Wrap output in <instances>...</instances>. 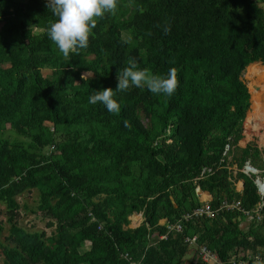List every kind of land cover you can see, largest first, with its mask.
<instances>
[{"label": "trees", "instance_id": "obj_1", "mask_svg": "<svg viewBox=\"0 0 264 264\" xmlns=\"http://www.w3.org/2000/svg\"><path fill=\"white\" fill-rule=\"evenodd\" d=\"M46 2L0 0V132L8 125L46 136L37 121L54 128L48 156L18 143L13 133L0 138V203L8 225L3 264H129L123 253L139 264H178L188 247L198 255L201 246L222 262L264 256V221L247 225L255 235L247 243L239 240L246 233L239 227L242 212H214L239 200L252 213L261 202L256 175L233 176L223 153L237 148L252 106L241 76L250 64L264 65V9L258 6L264 0H119L115 15L98 20L88 48L67 58L47 36L55 17ZM133 57L154 74L175 67V93L117 92L118 114L90 104L94 90L117 89V74ZM43 69L50 75L43 77ZM211 131L220 136L208 160L204 142ZM258 154L247 145L237 169L249 162L264 175L254 166ZM204 168L211 172L197 178ZM186 177L189 184L169 191ZM196 187L210 197L213 216L184 221L204 206L192 200ZM31 190L39 198L33 214L52 228L48 236L18 223L16 197ZM133 214L142 216L136 228L129 227ZM178 221L181 232L160 240ZM193 237L195 245L188 244Z\"/></svg>", "mask_w": 264, "mask_h": 264}, {"label": "rangeland", "instance_id": "obj_2", "mask_svg": "<svg viewBox=\"0 0 264 264\" xmlns=\"http://www.w3.org/2000/svg\"><path fill=\"white\" fill-rule=\"evenodd\" d=\"M17 1H23V0H17ZM257 1V0H255ZM259 7L264 9V4H258ZM2 25V24H1ZM0 25V26H1ZM118 68V65L115 64L113 66V72L114 73ZM43 77H46L47 75H50V70L43 69L41 71ZM111 73V75H113ZM249 74V76H248ZM88 76V75H87ZM242 81L245 83L246 87L248 88L249 93H252L251 96V101H252V106L250 103V108L249 111L246 115H248V121H244L243 123V141H239L240 145H245L246 139L249 141L250 146L252 148H257L259 154H258V164H254V166L258 167V169H264V153H263V147H264V109H261L260 112V118L257 117V114L253 115L251 114V111L254 108V96L257 92H260L262 89V93L259 95H264V65L260 63H254L247 67L242 76H241ZM255 87L259 88V91L255 89ZM258 112V111H257ZM253 117H252V116ZM247 117V116H246ZM246 120V119H245ZM38 124L42 126L43 131H46V136H39L35 130H30L27 132L26 130L24 131L22 128L19 129H14L12 130L11 127L6 125L0 132V138L5 137L9 133H13L12 135L15 137V140L19 143H32L36 147L37 152H41L44 156H48L51 149V134L54 131V128L51 126V124L48 123H43L42 121H37ZM15 132V133H14ZM216 136H220L219 133L217 132H212L209 134L207 139L204 142V150L206 152V159L210 160L212 156H215L218 152V148L213 145L214 144V138ZM237 148L233 149L231 148L229 153H228V148L225 149L223 153V158L225 161V166H229L232 168H237L240 163H239V158H240V150L243 148L239 147L238 144L236 146ZM262 161V162H261ZM241 170V169H240ZM261 171V170H260ZM263 171V170H262ZM236 173L233 172L232 169V174ZM238 173V172H237ZM236 173V174H237ZM262 173V172H261ZM233 175V176H236ZM251 176V175H250ZM261 176V177H260ZM257 178L263 179L264 180V175L260 174L258 171V175H256ZM254 176V178H256ZM189 177H186V179L182 182H178L180 184L172 186L169 191H175L176 189L180 188L181 184H189ZM255 180V179H254ZM192 184V183H191ZM236 189V187H235ZM241 188L238 187V190ZM236 192H238L236 190ZM206 195V194H205ZM172 197V196H171ZM198 199V200H197ZM16 200L19 204V209L17 210V220L19 225L27 230V231H44L46 235H50L52 232V228H47L46 222L39 217H36L33 214V211L37 207L39 203V198H38V193L36 190H31L29 192H24L23 194L19 195L16 197ZM192 200H195L197 203L200 201L201 203L206 201V198L204 196L198 195L197 197H192ZM6 207L3 203H0V247L7 245V242L4 240L7 236V230H8V225L6 224ZM135 215V218H132V216ZM129 219L131 221L130 223V228L138 226L142 222V216L141 214H133ZM134 217V216H133ZM240 229L246 230L247 229V223L245 221H241L240 223ZM246 232V231H245ZM250 232L243 233L241 236H239V240H245L247 243L249 241H255L254 234H251ZM264 248V246H263ZM262 248V249H263ZM88 248H82L80 249V253H84ZM261 248L256 247L255 251H259ZM245 250L241 249L240 254H243ZM233 256L238 257L240 254L231 252ZM199 256L196 253V249L193 247H188L187 251L184 255V257L180 260L178 264H202V262L198 258ZM0 264H3V257L1 255V250H0Z\"/></svg>", "mask_w": 264, "mask_h": 264}, {"label": "clouds", "instance_id": "obj_3", "mask_svg": "<svg viewBox=\"0 0 264 264\" xmlns=\"http://www.w3.org/2000/svg\"><path fill=\"white\" fill-rule=\"evenodd\" d=\"M118 4L119 0H47L46 7L55 17L49 21L47 36L65 58L81 49H87L98 20L105 14L115 15ZM168 31L170 29H165L166 33ZM81 79L89 77L85 73ZM117 80L115 91L112 88L94 90L88 102L92 105L100 103L108 112L118 114L120 103L115 98L117 92L127 91L131 87L147 88L153 94L170 97L179 85L175 67L170 68L166 75L154 74L148 68H141L134 57L129 58L127 66L119 70ZM125 126H130L128 121H125ZM250 175L258 173L248 176ZM256 264H264V259L258 256Z\"/></svg>", "mask_w": 264, "mask_h": 264}, {"label": "built area", "instance_id": "obj_4", "mask_svg": "<svg viewBox=\"0 0 264 264\" xmlns=\"http://www.w3.org/2000/svg\"><path fill=\"white\" fill-rule=\"evenodd\" d=\"M208 172H211V169H209V168L208 169L207 168L202 169L197 178H199V179L202 178L204 176V174H206ZM240 172L244 173L245 175H249V174H257L258 170L251 167L249 162H246L245 165L243 166V168L240 170ZM197 178H196V180H197ZM195 193L197 196L198 195L203 196V192H201L198 187L195 188ZM259 195L261 198V202L257 205L255 210L252 211V213L242 210L241 202L239 200L232 201V202L225 201L221 204L220 209H217L214 212H218L222 209L225 211L237 210V211L242 212L243 215H245L246 219L244 221L247 223V225L250 222L259 223L261 221H264V213H263L264 192L260 193ZM208 200H210L209 196L206 199V201L202 202V203H204L203 207L195 209L192 214L184 215L183 220L187 221L192 216H196V217H198V216L200 217L202 215H206V216H210V217L213 216V212L209 211V208H208V203H207ZM133 216H132V218H135V215H133ZM92 221H93V219H92ZM163 223H166V221H163ZM239 226H240V224H239ZM136 227H133V228H136ZM181 230H182L181 221H178L175 224H169V225H167L166 234L162 235L159 239L163 240L167 237V235L170 232H174V231L175 232H181ZM186 241L190 245H195L196 237H193L192 239H186ZM197 250H198V256L200 257L201 262H203L204 264H248L251 261H254L256 263V258L258 257V256H253V257L247 256L245 260H240L239 258H237V259L233 258V259L227 260L226 262H222L216 253L209 251L205 246L197 247ZM121 256H122V258L126 259L129 262V264H139L138 261L133 260L127 253H123ZM259 257L261 259H264V256H262V257L259 256Z\"/></svg>", "mask_w": 264, "mask_h": 264}, {"label": "bare ground", "instance_id": "obj_5", "mask_svg": "<svg viewBox=\"0 0 264 264\" xmlns=\"http://www.w3.org/2000/svg\"><path fill=\"white\" fill-rule=\"evenodd\" d=\"M249 76V74H248ZM250 77V76H249ZM259 91V90H258ZM263 91L261 89L260 92H257L259 94H261ZM255 94L254 96V108L253 110L251 111V114L255 115L257 114V117L260 118V112H261V109L263 110L264 109V95H259V94ZM258 111V112H257ZM252 116V115H251ZM253 117V116H252ZM264 187V186H263Z\"/></svg>", "mask_w": 264, "mask_h": 264}, {"label": "crops", "instance_id": "obj_6", "mask_svg": "<svg viewBox=\"0 0 264 264\" xmlns=\"http://www.w3.org/2000/svg\"><path fill=\"white\" fill-rule=\"evenodd\" d=\"M250 65H252V64H250ZM250 65H249V66H250ZM249 66H248V67H249ZM258 90H259V88H258ZM248 114H249V113H248ZM246 116H247V117H246V120H245V121L247 122V121H248V119H247V118H248V115H246ZM242 135H243V134H242ZM243 140H244V139L242 138V139L240 140V142L243 141ZM247 145H250V143H249V141H248L247 139H246L245 145H240V143L238 142V146L241 147V148H245ZM257 148L260 149V147H257ZM260 150H261V149H260ZM263 150H264V147H263ZM263 150H262V151H263ZM232 169H233V172H236V173H237V172H240V170H238L237 168H232ZM261 172H262V170H261V171L259 170V173H260V174H262ZM236 173H233V175H235ZM260 177H261V176H260ZM235 187H236V190L238 191V193H241L242 190H243V182H242V181H237V182H235ZM238 187H240L241 189L238 190ZM203 196H204V198H206V199L208 198V195H207V194L205 195V193H203Z\"/></svg>", "mask_w": 264, "mask_h": 264}, {"label": "water", "instance_id": "obj_7", "mask_svg": "<svg viewBox=\"0 0 264 264\" xmlns=\"http://www.w3.org/2000/svg\"><path fill=\"white\" fill-rule=\"evenodd\" d=\"M255 89L258 91L257 87H255ZM254 183H255V186H256L259 194L264 192V187H263L264 186V180L263 179L255 178Z\"/></svg>", "mask_w": 264, "mask_h": 264}]
</instances>
